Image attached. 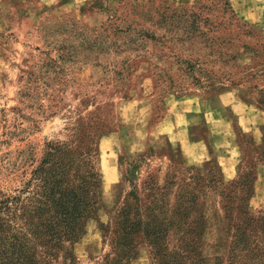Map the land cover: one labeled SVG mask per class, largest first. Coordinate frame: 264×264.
<instances>
[{
  "label": "rangeland",
  "instance_id": "rangeland-1",
  "mask_svg": "<svg viewBox=\"0 0 264 264\" xmlns=\"http://www.w3.org/2000/svg\"><path fill=\"white\" fill-rule=\"evenodd\" d=\"M244 1L264 7L0 0V189L25 187L48 144L69 151L71 169H98L101 208L74 247L76 264L101 262L104 226L122 205L170 253L188 242L205 264L264 263V15L244 21ZM167 7V17L208 7V43L182 46L164 30L160 41L132 45ZM116 21L121 33L108 28ZM101 28L109 30L100 43ZM198 143L206 157L189 162ZM218 150L234 156L235 169H222ZM153 255L145 239L131 264H155ZM64 256L59 264H69Z\"/></svg>",
  "mask_w": 264,
  "mask_h": 264
},
{
  "label": "trees",
  "instance_id": "trees-1",
  "mask_svg": "<svg viewBox=\"0 0 264 264\" xmlns=\"http://www.w3.org/2000/svg\"><path fill=\"white\" fill-rule=\"evenodd\" d=\"M167 10L168 7L157 13V19L152 17L149 20L151 28L141 29L137 38L131 39V44L142 47L146 42L160 41L164 36L157 35L164 30L168 34L175 31L182 46L188 43L195 47L200 40L208 43L204 30L211 25L208 7L199 10L182 7L168 17ZM225 10L226 13L231 10L229 3L225 4ZM145 14L150 16L147 12ZM138 18L140 22L148 20L141 14ZM116 24L117 21L108 28L121 33ZM166 24L173 28V32L165 28ZM101 29L97 35L100 43L109 30ZM212 39L211 46L214 47L217 37ZM57 154L60 159L55 157ZM69 154L64 147L48 144L46 159L40 169L33 171L25 187L13 195L0 189V264H59L62 254L65 263L76 264L74 247L86 234L87 222L101 208L102 182L98 169H71ZM130 211L127 205L120 206L114 211L111 223L104 226V244L109 251L98 264H131L137 256L139 243L145 239L153 250L155 264H205L200 253L189 250L188 242L179 252L170 253L164 237L148 231L149 224L144 221H131ZM194 243L200 245V241Z\"/></svg>",
  "mask_w": 264,
  "mask_h": 264
},
{
  "label": "crops",
  "instance_id": "crops-1",
  "mask_svg": "<svg viewBox=\"0 0 264 264\" xmlns=\"http://www.w3.org/2000/svg\"><path fill=\"white\" fill-rule=\"evenodd\" d=\"M241 6L242 7L240 8L239 12H240V16L242 17V19H244V21H246L252 25H256L261 21L260 19L264 15V7L257 6V5L256 6L255 5L250 6L248 1L241 2ZM256 14H258L260 16L255 17ZM219 142H221V141H219ZM195 146H196V150L193 151L192 155L188 156L187 160L189 162L199 163L201 160L200 158L206 157V154H205L206 146L202 143H198ZM197 150L199 153H201L202 156L197 153ZM227 153H229V152L227 151ZM218 160L220 161L222 169H235L234 156H229V154H224L223 151L222 152L219 151Z\"/></svg>",
  "mask_w": 264,
  "mask_h": 264
}]
</instances>
